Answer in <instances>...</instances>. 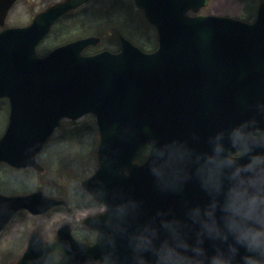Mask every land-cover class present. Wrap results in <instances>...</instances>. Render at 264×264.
<instances>
[{
	"label": "water",
	"instance_id": "water-1",
	"mask_svg": "<svg viewBox=\"0 0 264 264\" xmlns=\"http://www.w3.org/2000/svg\"><path fill=\"white\" fill-rule=\"evenodd\" d=\"M15 1L0 0V25ZM88 1L63 0L37 14L28 26L0 31V99L10 100L0 161L42 169L37 153L61 120L92 112L101 135L99 167L84 186L109 206L105 215L92 217L100 230L96 245L77 241L69 225L59 230L54 243L35 232L15 264H87L109 250H114L117 264H132L129 234L152 224L164 235L162 221L173 217L186 222L193 239L198 225L189 209L210 197L195 163L182 188L163 187L153 172L158 149L177 143L188 145L193 156L208 152L218 131L236 125L237 118L264 113L259 97L264 94V0L253 23L189 13L209 0H135L157 28L153 52L121 36L119 52L85 55L84 48L101 40L91 36L39 56L36 47L56 20ZM146 143L152 145L149 157L139 164L136 156ZM127 201H135L136 207L121 219L115 209ZM57 203L40 191L27 196L0 192V232L18 209L40 213ZM204 242L209 252L215 250L212 239Z\"/></svg>",
	"mask_w": 264,
	"mask_h": 264
},
{
	"label": "clouds",
	"instance_id": "clouds-1",
	"mask_svg": "<svg viewBox=\"0 0 264 264\" xmlns=\"http://www.w3.org/2000/svg\"><path fill=\"white\" fill-rule=\"evenodd\" d=\"M210 143V151L195 156L186 144L158 149L153 172L163 187L182 188L195 163L210 198L189 209L198 225L193 239L186 222L176 217L162 221L164 235L152 224L131 232L132 264H264V127L251 118L218 131ZM135 207V201L123 202L115 213L122 219ZM205 238L215 242L214 251L209 252ZM117 259L109 250L87 264H117Z\"/></svg>",
	"mask_w": 264,
	"mask_h": 264
},
{
	"label": "rangeland",
	"instance_id": "rangeland-1",
	"mask_svg": "<svg viewBox=\"0 0 264 264\" xmlns=\"http://www.w3.org/2000/svg\"><path fill=\"white\" fill-rule=\"evenodd\" d=\"M57 1L59 0H20L10 11L6 20V25L22 26L28 24L31 22L33 15ZM258 1L259 0H210L209 4L201 8L197 13L246 18L250 15L247 12V8L251 9V4H257ZM138 9L134 0H93L75 11L73 17L76 18V21L74 23L72 22L74 18L70 17L58 23L50 35L40 45L39 52L45 54L58 44L63 43L67 37H71L73 34H77L84 30L92 31V33L97 32L98 35L102 37L100 46L95 49L100 50L102 47H108L112 50H119L121 46L119 33L123 31L124 33L132 35L128 27V24L132 22H137L142 29V35H146L144 37H142V35H136L134 40L146 47H151L152 42L147 41L148 34L143 31L146 25L143 19L144 14L137 12ZM85 19L92 22V26L82 27L81 24L84 23ZM67 20L71 21L66 22ZM150 33L158 37L156 29L150 28ZM154 42L155 41H153V44ZM8 106L6 100L0 103V136L7 124ZM71 123L72 121L69 120L64 121L63 128L55 133L46 144L45 152L41 155L40 162L47 167L48 175L54 177H57L59 173H53V169H56L57 172L62 170H59L58 166H70L71 172L78 176L83 175V171L85 174L89 171L88 175L85 177L83 175L84 178L82 180H84L93 173L97 166L98 155L96 152L99 133L96 119L93 114H88L75 122L77 125L87 127V130H82L84 134L80 131L71 134ZM52 152H54V155H52L49 160L48 157ZM94 158L96 159L94 160ZM51 161L57 166L56 168H54L53 163L51 164ZM82 164L85 165L83 167L87 168L83 169V167L80 166ZM64 173L70 174V171H64ZM27 174L32 175L35 174V172L24 171L22 169L19 170L7 164L0 163V187L3 188V190L13 189L16 185L22 187L28 185L27 187H29L28 178L30 175ZM65 177L70 178V176ZM35 179L38 183L44 185L45 191L54 190L58 193L62 192L70 196L68 192L69 189L64 190L60 188V192L55 184L45 183L42 176L35 177ZM71 188L75 190L76 185H72ZM82 216L83 214L78 212L74 220ZM63 219H67V216L62 212H54L45 219L34 218L28 212L17 214L14 221L0 234V264L7 263L6 260L8 257L11 258L17 255L19 252V245L23 244V239L22 241L16 240L13 246L12 238H14V236L16 238H23L25 236V243L27 244V235L36 228L42 231L46 239L51 238V234L54 233L57 228L56 225ZM11 246H13L12 249H10ZM9 250H11L10 256L7 255V251Z\"/></svg>",
	"mask_w": 264,
	"mask_h": 264
},
{
	"label": "flooded vegetation",
	"instance_id": "flooded-vegetation-1",
	"mask_svg": "<svg viewBox=\"0 0 264 264\" xmlns=\"http://www.w3.org/2000/svg\"><path fill=\"white\" fill-rule=\"evenodd\" d=\"M19 1L20 0H18L16 2V4ZM54 3L55 2H53L52 4H54ZM16 4L13 7H15ZM87 4H85V5H87ZM83 6H80L79 8H77L74 11L68 13L64 17L67 16V18L68 17L74 18L73 16H74L75 11L79 10ZM35 15H33V17L31 18V22H32V20H33V18H34ZM86 19L84 20V23L81 24V26L82 27L92 26V22H89ZM254 19L255 18H252L251 21H253ZM75 21L76 20H73L72 19V22L73 23ZM86 52H90V50L87 48L86 49ZM261 92H262V94H261L260 97H262V99L264 100L263 91H261ZM258 115H259V117H256V116H253V115H250L249 114L247 117H244L243 116V117L237 118L235 120V124L237 125V124H239V123H241V122H243L245 120H249L251 118H255L259 122L260 126L264 127V113H261V114H258ZM62 128H60V129H62ZM75 132H76L75 129H72V134H74ZM45 148L40 153L39 160L41 158V155L45 152ZM149 148H150V146L148 144H146L140 150V154H139V156H140V160L139 161L140 162H142V161L145 160L146 154H148V152H149ZM54 152L50 153V155L48 157L49 160H50L51 156L54 155ZM3 164H6V163H3ZM22 170L28 171L29 169H22ZM38 176L39 177L42 176L44 182L47 183V184H55L56 187L59 188V190H60V188H62L63 184H67L69 182L74 183L75 180H76L77 181L76 189L73 190V191H71L70 196L67 195V194H63L61 192V190H60L61 193H58V192H56L54 190L45 191V187H44L43 184L38 183V184H36L34 186V181L37 182V180L35 179V177H38ZM28 181H29V184H30L29 187H27L28 185L27 186H24V187L17 186L16 185L13 189L10 188L11 190H9V193L12 194V195H26V194L32 193L33 190H34V188L35 189L40 188V189H42V191L47 196L52 197V198H57L59 200H64L65 202L62 203V204H58V205L52 207L46 213H42V214H32L27 209H20L14 215V217L11 219L9 225L14 221L15 216L17 214H19V213L28 212L34 218L45 219L49 215L53 214L54 212H62V213H65L66 214L67 219H63L61 222H58V224L56 225L57 228H56L55 232L51 234V238H48V239L45 238L46 240H48L50 242H54L56 240L57 236H58V233H59L60 228L63 227L64 225H66V224H69L70 227H71L72 233L76 237V239H78V240H80L82 242H86L87 244L92 245V246L95 245L98 242V237H99V231L100 230H99L98 227H95L93 225L92 217H98L100 215L105 214L106 211H107V205H106V203H104L102 201H98L90 192H88L86 189H84V187H83L84 180H81V178L78 177V176H76L74 179H72L70 181L69 178H67L65 176H57V177H54V176H50L48 174H40V175H36V176L30 175V177L28 178ZM78 212L81 213V214H83V216L80 217L77 220H74V217H75V215ZM96 222H97V220H96ZM34 231H39L40 233H42L41 230L36 229V228L34 230H32L27 235V237H28L27 244L25 243V240H26L25 236L23 238H16L15 236H14L15 239L12 238L13 246L15 245L16 240H21L22 241V239H23V244L22 245H19V247H18L19 248V252L17 253V255H15V256H13L11 258L9 257V263L16 262L17 260L20 259L22 253L26 250L27 246L29 245L30 239H31ZM13 246H11L10 249H12ZM10 254H11V250L7 251V255L10 256Z\"/></svg>",
	"mask_w": 264,
	"mask_h": 264
},
{
	"label": "trees",
	"instance_id": "trees-1",
	"mask_svg": "<svg viewBox=\"0 0 264 264\" xmlns=\"http://www.w3.org/2000/svg\"><path fill=\"white\" fill-rule=\"evenodd\" d=\"M256 7H257V5H255L254 6V8H253V10H254V12H255V10H256ZM144 23L147 25H145V29L143 30L146 34H148V39H147V41L148 42H152V46L151 47H146V46H144L143 44H139L142 48H144L145 50H151L152 49V47H153V45H155V43L153 44V41H155L156 40V37L154 38V36L150 33V28H152V26L148 23V21L146 20V19H144ZM128 27H129V29H130V31L132 32V37H135L136 35H142V33H141V31H142V29H141V27L138 25V23L137 22H132V23H130V24H128ZM98 34V33H97ZM144 36H146V35H142V37H144Z\"/></svg>",
	"mask_w": 264,
	"mask_h": 264
},
{
	"label": "bare ground",
	"instance_id": "bare-ground-1",
	"mask_svg": "<svg viewBox=\"0 0 264 264\" xmlns=\"http://www.w3.org/2000/svg\"><path fill=\"white\" fill-rule=\"evenodd\" d=\"M72 36H73V37H76L75 34H73ZM91 36H92V34H82V35H81V37H83V38L91 37ZM96 37H98V36H96ZM66 171L69 172V170H66ZM66 174H67V176H70V178H69L70 181H71L72 179L75 178V177L72 176L71 174H68V173H66ZM66 180H67V179H66ZM76 184H77V181L75 180L74 183L69 182V183H67V184H63L62 188H63L64 190H68V189H69L68 192H69V194H71V191L74 190L73 188H71V186H72V185H76ZM67 185H68V186H67Z\"/></svg>",
	"mask_w": 264,
	"mask_h": 264
}]
</instances>
